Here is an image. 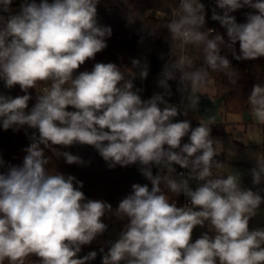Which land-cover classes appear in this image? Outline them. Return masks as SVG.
<instances>
[{
  "label": "clouds",
  "instance_id": "1",
  "mask_svg": "<svg viewBox=\"0 0 264 264\" xmlns=\"http://www.w3.org/2000/svg\"><path fill=\"white\" fill-rule=\"evenodd\" d=\"M13 2L0 0V80L24 94H0V127L35 131L21 164L6 165L0 157V169H6L0 170V264H25L31 256L37 264H91L96 250L79 254L108 232L106 216L124 223L107 251L99 248L101 264H264V228H250L264 204L258 187L264 155L249 169L253 187H243L242 173L225 171L217 159L225 152L212 136L219 112L201 110L213 74L232 85L240 79L223 50L238 62L264 57V0H215L211 20L225 34L206 26L201 0H179L164 23L169 47L167 59L160 56L161 91L148 99L134 83L148 78L146 60L133 58L131 67L96 62L78 72L113 34L98 21L100 0H21L18 10ZM244 8L254 11L238 23L233 13ZM138 18L129 14L127 20ZM149 29L155 35L144 26ZM170 81L176 82L178 104L170 102ZM38 84L45 87L26 111L29 90ZM190 113H198L196 126ZM245 114L264 126V83L252 86L243 119ZM77 144L95 149L109 168L136 166L148 183H133L115 209L87 198L82 181L49 169L52 156L68 165L90 163L60 151ZM181 195L186 203L177 206L173 197ZM197 227L206 231L193 242Z\"/></svg>",
  "mask_w": 264,
  "mask_h": 264
},
{
  "label": "trees",
  "instance_id": "2",
  "mask_svg": "<svg viewBox=\"0 0 264 264\" xmlns=\"http://www.w3.org/2000/svg\"><path fill=\"white\" fill-rule=\"evenodd\" d=\"M21 0H14L13 5L20 3ZM39 2V0H37ZM51 2V0H50ZM179 0H100L98 5V21L102 25L111 26L113 34L107 39L108 47L98 53L95 60H89L81 66L79 71L91 70L96 62H113L119 66L131 67V59L138 58L141 61L146 60L149 63V76L143 82V90L140 93L143 99L150 98L154 92L161 91L157 87V78L164 63L160 59L161 54H165L167 59V51L169 42L166 40L167 29L164 23L170 19V14L178 5ZM205 4L207 10L206 26L214 28L221 34H225V30L220 27L219 23L211 20V9L215 6V0H201ZM12 5V6H13ZM165 13L160 18H155L157 11ZM219 12L220 10L217 9ZM254 11L244 8L233 13L238 23L245 22V13ZM129 14L139 17L134 24H129L127 17ZM144 26L151 27L155 31V35H150L149 30H144ZM203 30V29H202ZM138 35L136 42L131 43L129 39L133 35ZM237 54H239V44L235 45ZM223 54V52H222ZM232 61V66L240 73V79L236 85L229 84L227 79L221 74H213L215 85L217 88L216 97L223 95V101L220 106L221 113L232 112L241 114L247 109V96L250 94L252 86L255 83H264V57L256 60ZM77 72V74H78ZM172 87L173 96L170 100L180 99V94L176 92V82H169ZM44 84H38L37 89H30L32 99L29 101L28 110L36 102L37 92L41 91ZM19 86L12 88L10 96L23 95ZM71 110V109H70ZM184 119V118H183ZM251 120H245V122ZM228 123L224 119L217 122L213 126L212 134H226L225 124ZM193 126L195 122L192 121ZM35 131L24 126L18 132L9 129L4 131L0 127V157L3 158L6 165H19L22 163L26 153L23 149L30 144L28 135ZM27 133V135H26ZM185 142L186 138H185ZM60 151H69L74 155L82 157L86 162L84 166L68 165L62 157L52 156L49 164L51 171H59L65 175L71 174L78 180L83 182L81 189L85 196L89 199L105 200L116 207L119 200L131 192V185L137 183L129 177V171L136 169V166L122 168L117 166L109 168L107 163L102 159L98 152L87 145H73L68 148H60ZM46 155L51 156L50 152ZM176 169L178 166H175ZM6 170V169H0ZM154 173L156 169H153ZM150 186V185H149ZM100 246L91 244L85 246L83 250L92 251L99 250ZM37 259V258H36ZM8 263L5 261V264ZM33 264H37V260Z\"/></svg>",
  "mask_w": 264,
  "mask_h": 264
},
{
  "label": "rangeland",
  "instance_id": "3",
  "mask_svg": "<svg viewBox=\"0 0 264 264\" xmlns=\"http://www.w3.org/2000/svg\"><path fill=\"white\" fill-rule=\"evenodd\" d=\"M19 4L20 3L14 4L12 6L13 9L18 10ZM232 59L233 58L231 57L229 60ZM213 81L214 82L210 90L203 95L215 98L217 94V88L215 85L214 76ZM11 91L12 88H6L4 82L0 80V94L8 96L11 94ZM243 113H225L224 120L228 122L225 124L226 134H212V136L220 139L223 142L225 148L224 153L226 154L225 156L228 159L232 158L238 160H247L254 167L255 157L258 154L263 155L261 145L257 144L259 137L261 136L262 126H257L250 121L245 122V119L242 118ZM196 115H198V113H190L188 117L195 122V126L197 124V120L195 118ZM241 142H243L245 145L240 144ZM228 149L233 150L235 152V155L229 156L227 151ZM238 171L242 173V185L247 184L251 181V176L248 172L247 166L238 167ZM113 208L115 209V207ZM104 222L108 225V232L99 237L98 240L93 242L92 244L104 247L105 251H107L108 247H110V242L114 241L118 237L124 222L117 220L115 217L109 216H106L104 218ZM35 260H37L36 257L31 256L25 260V264H33Z\"/></svg>",
  "mask_w": 264,
  "mask_h": 264
},
{
  "label": "crops",
  "instance_id": "4",
  "mask_svg": "<svg viewBox=\"0 0 264 264\" xmlns=\"http://www.w3.org/2000/svg\"><path fill=\"white\" fill-rule=\"evenodd\" d=\"M222 52L224 54H226L229 59L232 57L231 53L228 52L227 50H223ZM215 98H216V96H215ZM223 119H224V115L222 117V120ZM261 128H262L261 129V136L259 137V140H258L257 144L261 145L262 153L264 155V126H262ZM240 144L245 145L243 142H241ZM225 155L226 154L223 153L222 155L217 157V159H219L220 161L226 163V166H225V169H224L225 171H231V168H233L235 170H238V167L247 166L248 172H249V169H251L253 167L251 165V163H249L247 160H238V159H232V158L228 159ZM250 180H251V177H250ZM242 186L243 187L252 188L253 187L252 181H250L249 183L244 184ZM258 187L261 188V189H264V183H262ZM253 190H256V189H253ZM261 194L264 195V192H262ZM180 197L181 196L173 197V199L176 200V199H179ZM258 227L259 228H264V204H262L260 206V210L258 212V215L250 221V228L251 229H255V228H258ZM204 231H206V229L200 228V227H197L196 229H194L193 237H192L193 242L195 241V239L199 238L200 235L202 234V232H204Z\"/></svg>",
  "mask_w": 264,
  "mask_h": 264
},
{
  "label": "water",
  "instance_id": "5",
  "mask_svg": "<svg viewBox=\"0 0 264 264\" xmlns=\"http://www.w3.org/2000/svg\"><path fill=\"white\" fill-rule=\"evenodd\" d=\"M139 36L138 35H133L130 39L129 42L134 43L138 40ZM136 87L141 88L143 90V82L140 81L139 79L134 81ZM224 96H218L216 98H211L210 96H202V103H201V110H203L204 108H209L211 109L213 112L218 111L219 112V117H217L218 122L222 120V113L220 110V106L221 103L223 101ZM245 120H251V118L249 116H247V114H245ZM129 177L132 178L133 180H135L137 183L140 184H145L148 183V181L142 177V175L138 172V170L136 169H132L129 171ZM98 252V255L96 257V259L94 261L91 262V264H101V255L99 254L98 249H94ZM88 251L83 250L82 252L79 254L80 256H83L85 254H87Z\"/></svg>",
  "mask_w": 264,
  "mask_h": 264
},
{
  "label": "built area",
  "instance_id": "6",
  "mask_svg": "<svg viewBox=\"0 0 264 264\" xmlns=\"http://www.w3.org/2000/svg\"><path fill=\"white\" fill-rule=\"evenodd\" d=\"M157 12H161L160 10L157 11ZM163 15H165V13L161 12ZM170 17H171V14H170ZM45 87V86H43ZM43 87L41 88V90L43 89ZM181 99V98H180ZM180 99H176V100H170L171 103H176L178 104L180 102ZM184 117L183 116H180V117H177V119H183ZM181 171H185L184 169H180L179 166L177 167V172H181ZM176 202H177V206H183L184 203H186V199L183 195H181V197L179 199H176Z\"/></svg>",
  "mask_w": 264,
  "mask_h": 264
}]
</instances>
